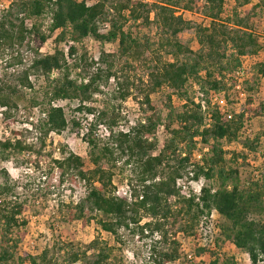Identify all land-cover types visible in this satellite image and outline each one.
<instances>
[{
    "label": "trees",
    "instance_id": "16d2710c",
    "mask_svg": "<svg viewBox=\"0 0 264 264\" xmlns=\"http://www.w3.org/2000/svg\"><path fill=\"white\" fill-rule=\"evenodd\" d=\"M227 2H233L235 7L231 17L225 18ZM251 3L252 0H158L151 4L139 0H14L0 19V55L13 48L31 47L33 41H38V47L32 49L33 58L21 69L16 84H6L0 79V106L16 109L19 99L15 96L24 97L19 86L34 90L36 84L43 83L39 91L47 108L42 113L45 118L31 128L39 131L38 145L24 139L5 140L0 142V150L4 158L15 156L24 163L35 156L33 161L44 180L34 191L35 199L39 198L37 202L42 204L60 191L66 181L83 183L85 196L77 203L61 200L57 212L64 213L66 222L83 220L87 224L93 220L115 238L121 229L139 227L144 218L153 221L140 227L142 232L144 228L153 233L161 231L163 222L171 216L176 222L185 219L182 230L189 234L204 215L216 210L221 232L217 250L200 248L199 255L209 253L213 260L210 264L230 261L237 264L221 251L232 243L250 264L264 263V130L251 135L243 132L246 123L264 117V96L259 92V82L264 77V43L250 23ZM180 10L200 13L208 24L188 21L177 13ZM151 14L155 16L159 40L157 48L147 56L151 50L149 42L142 44L126 26L130 21L149 25ZM48 16L50 23L43 32L40 19ZM100 26L107 27V31L102 33ZM192 34L198 39V51L189 46L187 35ZM53 36L57 45L54 52L42 54L40 46ZM88 37L117 43L118 51H103L98 60L85 55L75 57L77 44ZM62 43L66 49L60 47ZM161 52L173 59L162 60ZM152 54L156 61L151 60L150 64ZM249 56L262 58L250 71L243 65ZM116 57L143 62L147 80L136 88L143 96L141 105L154 111L147 122L139 123L127 133L115 131V114L109 120L108 111L104 108L96 111L91 103L111 81L118 98L126 100L133 94L135 83L116 69ZM73 68L80 69V80L71 76ZM240 78L245 96L239 111L232 108L224 113L218 105H211V93H224L226 100L231 91L238 93L234 88ZM190 86L198 87L199 100H205L208 109L204 110L202 101L198 103L189 96ZM164 88L183 103L179 112L168 105L165 121L156 114V104L151 100L153 94ZM168 98L171 100V96ZM61 101H74L77 111L95 118L85 137L89 168L85 159L73 152L64 151L60 159L45 152L50 133L60 134L69 125L64 108L53 105ZM30 102L33 106L38 103L35 98ZM100 125L108 131L107 140L95 131ZM161 127L166 137L155 154ZM224 141L239 143L242 149L226 151ZM181 144H184L182 150ZM194 151L201 154L198 162L194 161ZM45 156H51V160H42ZM253 162L260 163L255 166ZM192 164L194 180H205L199 201L195 196L187 198L177 186V180L188 174ZM248 166L251 168L245 177L242 169ZM129 167L130 199L119 195L114 184L117 170L124 173ZM55 169L60 173L56 186L52 183ZM0 174L5 178L0 184V264H113V248L100 237L86 245L56 243L39 255H20L18 232L28 224L26 214L31 201L16 194V184L8 170L2 169ZM162 237H165L163 233ZM173 244L170 251H157L156 264H168L180 257L177 243ZM62 252L61 260L58 255Z\"/></svg>",
    "mask_w": 264,
    "mask_h": 264
},
{
    "label": "rangeland",
    "instance_id": "374dc122",
    "mask_svg": "<svg viewBox=\"0 0 264 264\" xmlns=\"http://www.w3.org/2000/svg\"><path fill=\"white\" fill-rule=\"evenodd\" d=\"M5 1L6 3H9L11 0ZM234 7L233 2L226 3L224 13L225 18L231 17ZM249 12L250 23H252L259 40L264 43V0H252L251 5L249 6ZM177 13H181V10L177 11ZM2 14L3 11H0V19ZM241 14L244 16L245 12L242 11ZM183 16L186 20L197 24H208V20L200 13H188L187 11V13L183 14ZM154 18V14H151L149 25L141 26L138 23L135 24L130 21L126 26V29L130 30L142 44L147 41L149 42L151 50H149L147 56L157 48L159 40V32L157 25L154 22ZM40 22L43 25L42 31L46 32L50 23V16L40 19ZM100 31L105 33L107 28L105 26H100ZM187 38L189 40V46L194 51H198L200 49V45L196 35H187ZM56 46L55 36H53L40 46V52L42 54H51L54 52ZM34 47H38V41H33L31 47L18 49L13 48L0 55V79L4 83H17V77L20 76L21 69L25 67V64H29L33 58L34 53L32 49ZM60 47L66 49V44L62 43ZM77 50L78 53L75 55L77 58H79L80 55H85L88 58L98 60L100 59L103 51L116 53L118 51V44L101 42L93 37H88L82 43L77 44ZM161 56L164 61L173 59L171 56H167L164 52H161ZM18 58L22 61V64L17 63L16 59ZM74 59L70 60L71 65L75 63ZM151 60L156 61L155 55L152 54V56H149L148 61L150 64H152ZM261 61L262 58L260 57L249 56L243 60V65L245 69L250 71ZM115 62L116 69L121 71L122 74L125 73V75L135 83L132 90L133 94L126 100L118 98L116 86L111 81L100 94L94 97V100L91 103L92 106L97 108L96 111L103 110V108L108 111L109 120L115 114L117 117V126H115V131H121L120 127L126 130L137 126L142 121L147 122L148 117L151 116L154 111H150L147 106L141 105L143 96L139 94L136 88L140 86L141 83H146L147 80V71L143 66V62L133 60L131 58L121 57H116ZM126 62L129 66H127ZM79 73L80 69L73 68L71 76L80 80ZM42 85L43 83L36 84L34 90L24 89L19 86V89L21 90V93L24 94V97L19 98V96H15L16 99H19L18 107L16 109H7L3 111L0 106V114H3L2 117H0V142H4L8 139L7 134H9L10 139L17 137V139L26 140L27 143H36L35 145H38V139L40 138L39 131L35 129L31 130L30 127L37 125L38 122L43 119L42 113L47 108V102H43L41 92L39 91ZM259 92L264 96V77L261 78L259 82ZM169 96H171V100L168 98ZM189 96L195 99L200 98L201 95L197 88L190 86ZM33 98H35L38 102L35 106H33L32 102H30ZM151 100L156 104V114H158L163 121H165L168 116V105L173 106L176 112L182 110L181 105L183 103H180L177 96L171 94L166 88L153 94ZM227 101L228 110L236 108V111H239L241 103L243 102V97L240 94L238 95V93L231 91L230 97ZM63 105L66 117L69 121L68 128L66 131L57 134L58 136H48L46 138L45 152L51 153L54 159L62 158L64 151L66 153L73 152L82 156L85 159L86 167L89 168L91 167L88 159L89 146L85 138L86 136L82 137L80 130L85 129V127H88L89 124H94L95 118L93 119L86 112L77 111V104L74 101H64ZM7 113L9 115H7ZM74 122L80 123V126L77 127ZM173 127L176 128L177 126L174 125ZM263 130L264 117H261L246 123L243 132L246 135H251ZM95 131L101 139L107 140L108 133L106 132L104 126L100 125L96 127ZM165 137L166 135L163 128L158 133L159 144L158 150L155 154L159 153V148L162 146V141ZM223 145L226 151L242 149V146L239 143L229 144L224 141ZM180 147L182 150L184 144H181ZM197 147L198 149L201 148L200 144H198ZM227 157L229 158L230 155ZM30 159L27 163H24L21 158L15 156L4 158L0 150V171L2 169L8 170L12 182L16 184V194L21 199L27 198L31 201L29 204L30 211L26 214L28 224L25 227H22L18 232L19 235H21L18 246V253L20 255H39L45 249L53 248L56 243L86 245L93 241L96 237H100L103 242L113 248L111 256V262L113 264H156L155 259L157 251H170L174 247L173 243H177L180 255L179 258L181 259L178 264H188L185 251H193L196 254L199 261L194 264H210L213 261L209 257V253L203 256L199 255L200 248L193 242V240L190 241L191 236L195 233L196 227L194 230L190 231L189 234L183 232L182 227L186 224L185 219H182L180 222H176L174 217L171 216L166 222H163L164 226L161 231H155L153 233L149 228H144L143 232L141 231L140 227H145L146 223L153 221L150 218H144L139 224V227H133L130 230L121 229L119 231L118 238H115L110 233L102 231L93 220L87 224H85L83 220L66 222L63 219L64 213L57 212V205L61 200H65L67 202L73 201L74 203L80 201L86 194V189L83 183L72 184L70 181H66L65 186L60 191L50 195L46 201L40 204L37 202L39 198L35 199L34 191L44 184V180L41 178L42 172L36 169L33 161L35 156ZM42 160L49 162L51 160V156H45ZM253 163L257 166L260 162ZM250 168L251 167L248 166L247 168L242 169L243 176L247 177ZM130 169L131 168L129 167L124 173L117 170L116 176L114 177V183L117 191L118 188L122 190V187L125 186L124 184L127 178L131 177ZM59 176V171L55 169L52 174V183L55 186L59 184ZM4 181V176L0 174V184ZM34 199L36 202H33ZM171 203H174V201L172 200ZM174 208H176V206H174ZM218 219L220 220V216ZM161 232L165 235V237H162ZM154 249H156V252ZM221 251L228 258L231 257L234 263L250 264L246 255L242 251L237 250L235 247H231L230 244L223 246ZM58 257H61L60 259L62 260L63 252L61 255H58ZM213 259L215 258L213 257ZM171 263L172 262L168 264ZM228 263L232 264L231 261Z\"/></svg>",
    "mask_w": 264,
    "mask_h": 264
},
{
    "label": "built area",
    "instance_id": "2783aa9c",
    "mask_svg": "<svg viewBox=\"0 0 264 264\" xmlns=\"http://www.w3.org/2000/svg\"><path fill=\"white\" fill-rule=\"evenodd\" d=\"M141 1L142 3H145V4H151V3H154L158 0H139ZM12 0L9 2V3H6L5 0H0V11H4L6 9H8L10 7V5L12 4ZM187 13V11H184L182 10L180 14H185ZM189 13V12H188ZM107 28V27H106ZM260 42H263L260 40ZM241 82H242V78L239 79L238 83L236 84L235 88L236 91H238V95L240 94L243 99H244V96L245 94L243 93V87L241 85ZM195 88L198 89L197 86H195ZM196 102L198 103H201L202 101V104L204 106V110L208 109L206 107V102L205 100H199V98H195ZM210 103L212 106H215V105H218L220 110L224 113H226L228 111V104H227V100L224 96V93H211L210 95ZM63 102L64 101H61V102H56V103H53L54 106H61L63 107ZM2 110H6L5 108H2ZM2 113L0 114V117H2ZM43 118H45V115H43ZM90 116L94 119V116L90 114ZM92 119V120H93ZM210 114L207 115V126L210 125ZM143 123H145V121H142ZM90 124L88 125V127H85V129H81L80 132H81V136L82 137H85L86 134L88 133L89 129H90ZM101 126H104V125H101ZM32 128V126L30 127ZM105 130H106V127L104 126ZM121 128V131L123 132H129L130 128L129 129H123L122 127ZM163 127H161L160 130H162ZM106 132L108 133V131L106 130ZM49 136H58L57 133L55 132H51ZM100 137V136H99ZM7 138L6 140H10L12 142H15L17 140V137L16 138H13V139H10L9 138V134H7ZM88 144V143H87ZM197 151H194V161H199L201 159V154L200 152H197ZM193 164L188 168V174H185L183 177L179 178L177 180V186L178 188L182 191V193L185 194V196L187 198H190L191 196H195L196 197V201H199V197L201 195V191H202V188L205 184V180L203 178L199 179V180H194V172H192V169H193ZM115 184V183H114ZM125 186L122 187V190H120L118 188V191L117 193L120 195L122 194L123 196L127 197L130 199L131 197V191H130V186L128 185V182L127 180L125 181ZM218 212L216 210H213L210 215L206 214L204 215L201 220H200V223L199 225L196 226V229H195V233L191 236V240H193V242L199 247V248H210L211 250H217V239L220 235V228H219V216H218ZM185 251V249H184ZM185 255H186V260H187V263L188 264H194L195 262L199 261L198 257L196 256V254L193 252V251H185ZM180 258H178L176 261L172 262L171 264H178L180 262Z\"/></svg>",
    "mask_w": 264,
    "mask_h": 264
},
{
    "label": "crops",
    "instance_id": "0c3cea01",
    "mask_svg": "<svg viewBox=\"0 0 264 264\" xmlns=\"http://www.w3.org/2000/svg\"><path fill=\"white\" fill-rule=\"evenodd\" d=\"M228 244H230L231 245V247H235L232 243H228ZM236 248V247H235ZM237 250H239L238 248H236ZM239 251H241V250H239Z\"/></svg>",
    "mask_w": 264,
    "mask_h": 264
}]
</instances>
